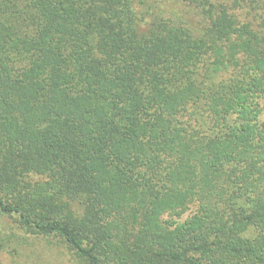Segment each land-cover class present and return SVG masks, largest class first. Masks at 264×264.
<instances>
[{
    "label": "trees",
    "instance_id": "trees-1",
    "mask_svg": "<svg viewBox=\"0 0 264 264\" xmlns=\"http://www.w3.org/2000/svg\"><path fill=\"white\" fill-rule=\"evenodd\" d=\"M42 241L264 264V0H0V264Z\"/></svg>",
    "mask_w": 264,
    "mask_h": 264
},
{
    "label": "rangeland",
    "instance_id": "rangeland-1",
    "mask_svg": "<svg viewBox=\"0 0 264 264\" xmlns=\"http://www.w3.org/2000/svg\"><path fill=\"white\" fill-rule=\"evenodd\" d=\"M188 213L183 214L180 220L187 217ZM27 256V259H25ZM18 260L19 264H80L73 254L63 245H50L48 242H31L26 247L25 254ZM7 264H12L6 262Z\"/></svg>",
    "mask_w": 264,
    "mask_h": 264
}]
</instances>
